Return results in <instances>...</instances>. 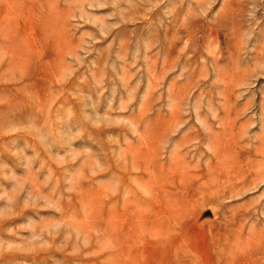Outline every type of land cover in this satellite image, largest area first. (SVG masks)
Wrapping results in <instances>:
<instances>
[{
  "label": "rangeland",
  "instance_id": "obj_1",
  "mask_svg": "<svg viewBox=\"0 0 264 264\" xmlns=\"http://www.w3.org/2000/svg\"><path fill=\"white\" fill-rule=\"evenodd\" d=\"M262 145L264 0H0V264H264Z\"/></svg>",
  "mask_w": 264,
  "mask_h": 264
},
{
  "label": "bare ground",
  "instance_id": "obj_2",
  "mask_svg": "<svg viewBox=\"0 0 264 264\" xmlns=\"http://www.w3.org/2000/svg\"><path fill=\"white\" fill-rule=\"evenodd\" d=\"M212 39H213V38H212ZM263 146H264V145H262V148L258 149L259 151L257 150V153H258V154L261 153V155L263 154L262 156L264 157V147H263ZM248 162H249V161H248ZM262 162H263V161H262ZM257 163H258V162H257ZM263 165H264V164H263ZM259 166H260V165H259ZM259 166H258V167H259ZM231 168H232V167H231ZM234 169H235V168L233 167V170H234ZM241 169H243V168H240V170H241ZM238 170H239V168L237 169V171H238ZM259 171H260V170H259ZM259 171H257V173H258ZM239 173H241V175H244L245 172L242 174V172L239 171ZM239 173H236V174H239ZM234 174H235V173H234ZM260 174H264V173H262V172L260 171ZM232 175H233V174H232ZM241 175H239V177H240ZM258 175H259V173L257 174V176H258ZM235 176H236V175H235ZM260 176H261V175H260ZM260 176H258V178H259ZM240 178L242 179V177H240ZM240 178H239V179H240ZM218 179H219V177H218ZM237 179H238V176H237ZM235 181H237V180H235ZM238 181H239V180H238ZM240 182H241V180L239 181V183H240ZM236 183H237V182H236ZM236 242H237V241H236ZM244 245H245V244H244ZM232 249H233V248H232ZM237 250H238V249H237ZM246 252H247V250H246ZM241 255H242V254H241ZM237 256H238V255H237ZM232 260H233V259H232ZM234 260H235V258H234Z\"/></svg>",
  "mask_w": 264,
  "mask_h": 264
}]
</instances>
